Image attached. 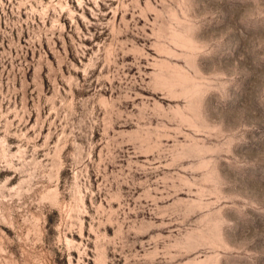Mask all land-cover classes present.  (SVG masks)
Masks as SVG:
<instances>
[{
	"label": "rangeland",
	"instance_id": "374dc122",
	"mask_svg": "<svg viewBox=\"0 0 264 264\" xmlns=\"http://www.w3.org/2000/svg\"><path fill=\"white\" fill-rule=\"evenodd\" d=\"M0 264H264V0H0Z\"/></svg>",
	"mask_w": 264,
	"mask_h": 264
}]
</instances>
